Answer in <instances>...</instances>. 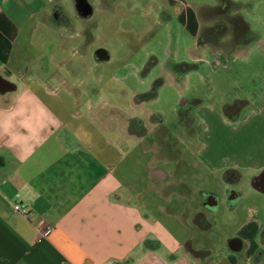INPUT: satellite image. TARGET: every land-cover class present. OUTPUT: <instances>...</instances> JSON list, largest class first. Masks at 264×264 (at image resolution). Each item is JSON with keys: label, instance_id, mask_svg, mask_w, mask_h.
<instances>
[{"label": "crops", "instance_id": "obj_1", "mask_svg": "<svg viewBox=\"0 0 264 264\" xmlns=\"http://www.w3.org/2000/svg\"><path fill=\"white\" fill-rule=\"evenodd\" d=\"M95 1L0 0V264H264V219L257 213L244 217L235 234L218 246L211 230L220 220L207 215L223 204L235 211L244 194L236 187L239 196L232 203V183L249 181L264 191V97L260 92L255 95L260 98L257 107L246 112L242 108L239 114L229 107L219 112L191 107L194 112L188 125L197 120L205 125V160L213 172L221 171L226 190H191L185 185L183 200L171 207L177 222L173 231L165 217L153 213L156 208L152 212L141 196L126 193L133 191L122 171L121 161H127L128 153H102L97 110L86 107V122L75 107H53L48 92L52 64L44 51L50 40L44 39V50L35 54L33 35L51 24L88 41L98 29L96 10L112 11L118 0ZM217 1L197 5L200 30L192 46L197 47L208 31L210 40L202 44L201 52L208 47L217 55L239 52L240 56L253 41L264 48V38L243 13L224 7L226 0ZM174 6L162 5L164 20L183 18L186 7L176 10ZM202 6L212 8L219 19L202 24ZM249 35L252 39L247 40ZM227 44L231 52L221 50ZM99 50L109 57L108 48H98L97 54ZM106 58L97 55L98 60ZM196 60L205 61L198 56ZM132 121L122 125L125 134H133L128 129ZM218 128L222 129L219 142L212 143ZM148 173L159 181L168 178V172L152 162ZM236 175L238 179H233ZM209 193L217 195L211 206L204 203ZM16 202L26 204L30 213L16 210ZM48 225L53 230L44 234ZM183 227L191 228L190 233H182Z\"/></svg>", "mask_w": 264, "mask_h": 264}, {"label": "rangeland", "instance_id": "obj_2", "mask_svg": "<svg viewBox=\"0 0 264 264\" xmlns=\"http://www.w3.org/2000/svg\"><path fill=\"white\" fill-rule=\"evenodd\" d=\"M185 1L189 3L187 7L183 5ZM233 1L237 4L233 10L243 13L251 28L264 38V0ZM183 2H112L114 10H96L98 31L92 32L88 41L51 24L47 28L42 26L33 35L35 54L44 50L41 49L44 39L50 40L44 51L52 64L53 74L48 80L51 90L48 92L53 107H75L78 113L82 112L83 116H79L86 122L89 119L86 107L97 110V141L101 143L102 153H128L127 161H121L122 171L133 191L126 193L141 196L153 207L152 212L156 208L157 213H153L165 217L166 225L172 231L177 222L172 219L171 207L175 201L183 200L185 185L191 190L224 193L226 190L221 171L220 174L213 172L205 160V125L199 120L192 125H188L187 119L179 121L180 108L186 105L192 106L193 110L208 107L219 112L223 107H229V111L239 114L242 108L246 112L257 107L260 98L255 95L258 92L261 98L264 97V48L260 47V42L253 41L240 56L239 52L217 55L208 47L201 52L203 41L195 48L192 46L196 42L195 33L200 30L197 5H215L218 1ZM163 4L175 5L176 10L177 6L182 10L187 8L183 18L178 17L180 22L177 17L172 21L163 19ZM200 15L202 24L219 19L212 8L205 6L200 8ZM250 39L249 35L247 40ZM100 47L108 48V58L97 59ZM223 48L221 50L231 52L230 45ZM196 56L205 61L196 60ZM35 87L38 89L37 84ZM131 118L134 119L133 126L128 129L133 134L129 135L125 134L122 125ZM214 130L216 136L210 138L212 143L219 142L222 134V129ZM149 162L165 169L168 178L159 181L150 176ZM231 185L234 189L240 188L244 194L235 213L225 204L217 211H207L209 217L220 220L217 228L211 230V238L216 239L218 246L226 236L235 234L244 217L257 213L264 219V191L253 188L249 181ZM161 205L164 211L160 210ZM173 222L176 223L174 226ZM182 229V233L191 230ZM218 246L212 248L216 250ZM262 246L264 248V244Z\"/></svg>", "mask_w": 264, "mask_h": 264}, {"label": "flooded vegetation", "instance_id": "obj_3", "mask_svg": "<svg viewBox=\"0 0 264 264\" xmlns=\"http://www.w3.org/2000/svg\"><path fill=\"white\" fill-rule=\"evenodd\" d=\"M201 42L203 41L204 43H207L210 40V34L209 32H204L200 38ZM191 107H188V105H186L185 107L181 108L180 111V120L179 121H184L187 119V121H190V119L193 116ZM141 122V121H140ZM142 125L144 126L145 124L143 122H141ZM188 123V122H187ZM145 131H147L148 129L144 126ZM238 175H236L235 177H233V179H238ZM230 192V200L231 202L235 203L237 197L239 196V193L235 190V189H231L229 190ZM215 197H217V195H215L214 193H209L208 195H206V199L204 200L205 204H208L209 206L213 205V199H215Z\"/></svg>", "mask_w": 264, "mask_h": 264}, {"label": "built area", "instance_id": "obj_4", "mask_svg": "<svg viewBox=\"0 0 264 264\" xmlns=\"http://www.w3.org/2000/svg\"><path fill=\"white\" fill-rule=\"evenodd\" d=\"M16 210L20 211L21 213L28 215L30 213L29 207L21 202H16L14 204ZM53 230V227L48 225L47 227L43 228L44 234H48Z\"/></svg>", "mask_w": 264, "mask_h": 264}, {"label": "trees", "instance_id": "obj_5", "mask_svg": "<svg viewBox=\"0 0 264 264\" xmlns=\"http://www.w3.org/2000/svg\"><path fill=\"white\" fill-rule=\"evenodd\" d=\"M236 5H237L236 2H234L232 0H226V2L224 3L223 6L226 8H234L233 6H236Z\"/></svg>", "mask_w": 264, "mask_h": 264}, {"label": "water", "instance_id": "obj_6", "mask_svg": "<svg viewBox=\"0 0 264 264\" xmlns=\"http://www.w3.org/2000/svg\"><path fill=\"white\" fill-rule=\"evenodd\" d=\"M105 51L104 50H99L98 51V56H99V58H106L107 57V55L104 53Z\"/></svg>", "mask_w": 264, "mask_h": 264}]
</instances>
